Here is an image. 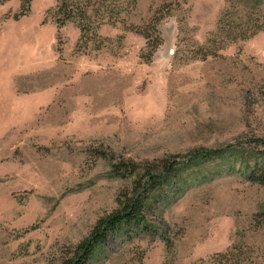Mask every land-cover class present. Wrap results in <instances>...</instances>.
Here are the masks:
<instances>
[{
    "label": "rangeland",
    "instance_id": "374dc122",
    "mask_svg": "<svg viewBox=\"0 0 264 264\" xmlns=\"http://www.w3.org/2000/svg\"><path fill=\"white\" fill-rule=\"evenodd\" d=\"M227 1L136 0L92 50L75 23L56 25V0H32L18 19V0L0 3V264L73 256L130 191L117 163L264 139V31L200 49ZM167 12L146 60L136 30ZM243 172L233 156L179 170L148 226L110 234L89 264H211L240 243L264 254V184Z\"/></svg>",
    "mask_w": 264,
    "mask_h": 264
},
{
    "label": "trees",
    "instance_id": "16d2710c",
    "mask_svg": "<svg viewBox=\"0 0 264 264\" xmlns=\"http://www.w3.org/2000/svg\"><path fill=\"white\" fill-rule=\"evenodd\" d=\"M10 0H0L5 3ZM19 8L13 14L14 19L26 15L30 10L32 0H18ZM178 0H169V3ZM136 0H56L52 9L54 22L58 27L68 22L76 24L79 30L77 44L81 48L99 49L104 41L98 30L105 23L117 24L127 8ZM125 13V14H123ZM165 13V12H164ZM169 15H153L147 27L149 30L139 32L146 39L143 57L148 60L161 44V34L158 25L162 18ZM264 31V0H228L224 11L220 14L215 29L211 32L213 39L200 45L205 50L204 56L216 55V51L224 45L245 40L258 32ZM150 33V34H149ZM220 45L219 47L215 45ZM245 147L226 150L224 148L194 149L187 156H173L160 161L146 162L143 165L133 161L120 162L114 165V170L122 177H131V188L124 196L119 197L117 208L106 217L97 220L89 236L79 245L76 252L62 264H89L92 254L105 243L107 236L119 232L144 230L148 226L146 215L160 200L162 188L168 185L179 170L217 158H239L245 168L247 179L264 184V139L252 140ZM227 151V152H226ZM124 173V174H121ZM243 243L234 245L223 252L216 253L211 264H264V254L258 247L253 248V256L244 255Z\"/></svg>",
    "mask_w": 264,
    "mask_h": 264
}]
</instances>
